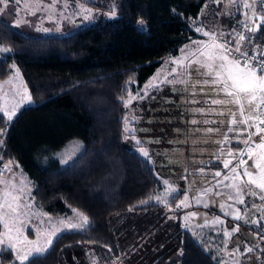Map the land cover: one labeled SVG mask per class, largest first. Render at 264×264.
Wrapping results in <instances>:
<instances>
[{
	"label": "trees",
	"instance_id": "16d2710c",
	"mask_svg": "<svg viewBox=\"0 0 264 264\" xmlns=\"http://www.w3.org/2000/svg\"><path fill=\"white\" fill-rule=\"evenodd\" d=\"M213 1L118 0L116 18L65 36L29 37L0 20V45L12 52L0 58V81L8 78L14 63L33 101L10 124L0 113L1 162L20 165L35 187L33 198L48 214L61 216L73 209L89 220L84 231L62 233L45 254L24 264H83L86 259L100 263L117 258L123 251L127 218L141 215L134 231L155 219L161 205L154 197L161 184L149 160L125 141L127 105L121 99L128 83L134 82L136 90L143 87L168 56L197 35L190 25L200 24L219 39H233L241 14L230 0L219 8ZM254 27L247 49L264 57V23L260 20ZM197 80L196 76L187 79L193 87L188 101L176 104L183 109L178 124L168 125L169 130L164 127L162 139H146L151 146L162 142V148H154L163 158L158 166L172 176L179 173L168 167L174 162L180 169H217L226 150L232 154L239 146L226 143L230 138L223 128L232 104L213 103L229 97L217 99L213 86L194 87ZM172 86L170 95L176 93L184 101L185 91ZM170 98L164 97L165 105ZM168 134L173 139L166 138ZM72 141L80 143L79 151L72 163L63 165L54 155ZM183 195L178 191L165 204L174 206ZM168 240L172 245L166 252L159 240L163 257L181 251L168 264H220L179 222ZM13 260L8 251L0 254L1 264Z\"/></svg>",
	"mask_w": 264,
	"mask_h": 264
},
{
	"label": "rangeland",
	"instance_id": "374dc122",
	"mask_svg": "<svg viewBox=\"0 0 264 264\" xmlns=\"http://www.w3.org/2000/svg\"><path fill=\"white\" fill-rule=\"evenodd\" d=\"M226 1L214 0L213 3L219 8V5ZM230 3L236 10L239 0H230ZM256 10L257 8L251 5L245 11L252 13L257 12ZM118 11V0H19V2L9 0L7 6L0 4V20L29 37L65 36L88 24L116 18ZM255 17L242 16L250 24L256 23ZM193 25L189 28L199 36L196 35L197 37L194 36L182 43L176 53L165 59L162 66L143 87L136 90L134 82L128 83L124 98L121 99V102L127 105L125 110L127 119L124 122L125 141L130 148L154 166L161 184V189L156 193L154 200L161 205V209L154 220L143 224L137 231L132 228L141 219V215L131 214L127 218L128 229L124 235L125 241L121 247L123 251L119 257L100 263L80 259L83 264H168L181 255V251H175L163 257L168 247L172 245L168 237L172 235L173 226L178 222L202 247L208 251L212 248L213 257L220 264H264V199L260 198L264 196V191L250 183L247 176L237 178L231 171L234 166L239 165L241 159H244L246 163L239 165L237 171L242 174L247 169L254 175L259 174L255 162L264 151L256 147L264 140L262 132L257 134L256 125L259 124V120H249L248 126L241 123L239 105L232 103L231 109H234L235 119L239 121L238 135H235L233 140L239 143V146L234 148L230 157H223L220 160L217 169L208 170L200 176L199 188L196 185L187 188L188 182L185 180L187 172L177 168V165L172 166L175 172H179L176 176L170 175L169 170L161 169L158 165L162 163L163 158L158 155V151H154V148H162V142L151 146L146 141L151 136L162 139L164 127L167 129L168 125L178 124L176 122L183 109L179 110L177 105L188 101L187 96L193 88L192 84L186 82L188 78L196 76L199 79L193 83L194 87L213 86V95L217 99L228 98L226 93L218 88L219 84L205 83L215 79V68L221 61L209 60L200 54L201 51L221 52L219 48L211 47L220 44L214 39L218 36L215 37L208 30H204L200 24ZM0 48L5 47L0 45ZM11 53V50L0 51V58L4 59ZM228 56L230 59L234 58L231 54ZM208 65L212 67L211 72ZM198 70L203 72L199 73ZM9 71L8 78L0 81V113L7 124H10L23 108L33 106L21 72L14 63L10 65ZM172 85L176 88L181 87V91H185L184 101L182 96L175 95L176 93L170 95L173 90ZM166 96L172 97L168 105L164 104ZM134 101L137 103L131 104ZM244 104L245 109L250 107L247 101ZM13 108L15 114L9 119L5 111L11 112ZM251 115L256 116V113ZM166 119L168 124L165 123ZM133 122L136 125L131 124ZM250 133L251 139L248 140ZM254 135L256 138L253 139ZM229 141L233 143L231 139ZM249 146L253 149L251 158L249 155L241 157L240 153L247 152ZM79 148V142H69L54 155V158L63 165H69ZM225 161H231L228 167H225ZM217 172L220 173L219 176L215 175ZM237 185L241 189L239 197ZM200 188L202 191L199 192ZM34 189L32 181L20 165L15 162L3 163V170L0 172V215L5 217L9 228L6 229L3 226L4 221H0V240L3 241L0 243V254L4 251L12 254L14 260L9 264H21L18 256L24 253H29L27 260L43 255L62 233L82 232L89 224V220L84 224L78 216L79 212L73 209L61 216L48 214L33 198ZM178 191L184 193L181 200L174 206L165 204L166 200ZM238 199H243L244 202L238 203ZM9 204L16 209L15 212L8 208ZM237 215L240 216L239 219H236ZM69 224L81 226L72 228ZM147 225L150 226L148 229H146ZM237 227L238 230L234 231ZM147 230L149 231L146 232ZM143 233L144 235L141 236ZM210 233H212L211 238H207ZM49 238L50 244L47 243ZM159 240L165 246L160 244ZM37 242L45 249L39 254L34 251ZM216 242H219L218 245H215ZM162 246L165 247V252ZM27 260H24L23 264Z\"/></svg>",
	"mask_w": 264,
	"mask_h": 264
},
{
	"label": "snow or ice",
	"instance_id": "6c2138e0",
	"mask_svg": "<svg viewBox=\"0 0 264 264\" xmlns=\"http://www.w3.org/2000/svg\"><path fill=\"white\" fill-rule=\"evenodd\" d=\"M9 0H0V4H4L7 6ZM19 2V0H17ZM245 8L250 7L249 4H244ZM261 23H264V17H261ZM208 35V33H205ZM246 39L243 35L239 36V40ZM206 47H208L206 45ZM212 48H219L221 52H203L201 51V55L206 56L209 60H220L221 63L216 66L215 68V79L212 81H205L206 84H220L222 85V91L226 93L228 97H231L230 100L227 101H220L214 100L213 103L221 104V103H235L239 105V111L243 119L240 121L241 123L247 124L251 119L259 120V124H264V113H260L261 106H264V61L251 63L250 58L245 59L243 61L237 58H229L227 55L228 49L224 47L222 44H214L211 46ZM0 51H10V49L0 48ZM235 51L240 52V48L237 47ZM243 56H247V53H241ZM210 72L212 71L211 65H208ZM30 99V97H29ZM247 101L248 105L250 106L248 109H245L244 102ZM247 113V115H246ZM251 113H257L256 116H252ZM15 114V109L13 108L11 112L5 111V115L9 116V119ZM223 114V113H221ZM237 121L235 119V113H233V120L232 123L235 124ZM196 123V121H193ZM259 124L256 125L257 132H264V128H260ZM209 131H213L209 129ZM251 133L248 136V140L251 139ZM247 143V140L245 141ZM257 148L264 150V140L261 143L256 145ZM253 153V149L249 146L247 152H241L240 155L243 157L244 155H249ZM147 156V153H144ZM231 155V153H229ZM251 158V156H250ZM231 161H225V167H228ZM246 161L241 159L239 161V165L245 164ZM239 165L234 166L231 171L235 174L237 178H242V176H247L249 178V182L255 184L258 188L264 191V151H262L261 155L258 157L257 161L255 162V167L259 170L258 175H254L253 173L249 172L247 169L243 171L241 174L237 171ZM215 175L219 176L220 173L217 172ZM247 186V185H245ZM237 196L239 197L241 194V189L237 185ZM254 194V193H253ZM264 199V196L260 197ZM238 203H243V199H238ZM8 208L11 211L15 212L16 209L12 207L11 204L8 205ZM75 211V210H74ZM78 216L81 217L84 224L88 223V217L84 216L82 213H78ZM240 216L237 215L236 219H239ZM0 221H4V227L6 229L9 228L8 222L5 220L3 215H0ZM79 224H69V227L76 228L80 227ZM235 230H238V227ZM229 233H226V235ZM11 239V237H9ZM0 243H3L0 240ZM31 243V242H30ZM47 243H51V239L47 240ZM34 251L36 254H39L45 251L39 243L34 245ZM251 251V249H249ZM29 253H24L23 255L18 256V259L21 260V264H23L24 260H27Z\"/></svg>",
	"mask_w": 264,
	"mask_h": 264
},
{
	"label": "crops",
	"instance_id": "0c3cea01",
	"mask_svg": "<svg viewBox=\"0 0 264 264\" xmlns=\"http://www.w3.org/2000/svg\"><path fill=\"white\" fill-rule=\"evenodd\" d=\"M244 4H247L246 2H244L243 0H239V5L237 6V9H238V12H239V14H241V18H242V16H247V17H251V16H256L255 18H256V23L255 22H253L254 23V25L253 24H251L252 26H255L257 23H258V20H261V17H264V13L263 14H260V13H257V12H254V14H253V12L252 13H249V12H246L245 10L247 9V8H245L244 7ZM251 7V6H250ZM255 7V6H254ZM249 8V7H248ZM264 12V11H263ZM240 18V19H241ZM244 19V18H243ZM254 29H255V27H254ZM196 36V35H195ZM197 36H199V34H197ZM196 36V37H197ZM210 39L212 38V37H209ZM213 39V38H212ZM229 55V54H228ZM233 57V56H232ZM235 58V57H234ZM195 73V72H194ZM173 91V90H172ZM231 98H229L228 100H230ZM230 105L232 104V103H229ZM229 109V110H228ZM228 109H226L225 110V112L228 110V119H227V121H226V123L224 124V132L227 134V136H228V139L230 138L232 141H233V143H230V141H227L226 143L227 144H234L235 143V141L233 140V137L235 136V135H238V132H237V130H238V127H239V121L237 122V123H235V124H233L232 123V118H233V108L231 109V107H229ZM247 115V114H246ZM256 115H257V113H256ZM243 119V117L241 116V114H240V120H242ZM247 126H248V123H247ZM165 130H169V128H167V129H165ZM257 134H258V132H257ZM262 134V133H261ZM166 138H170V139H173V135L172 134H168V136H165ZM254 138H256V136L254 135L253 136V139ZM171 142V145H174L173 144V140H171L170 141ZM153 145H155V143H153ZM170 145V146H171ZM171 147H173V146H171ZM174 149H176L175 148V146L173 147ZM169 149H166L165 150V152L164 153H166L167 155H171L170 154V152L168 151ZM227 152H226V157H230L231 155H229V153H228V149L226 150ZM230 151V150H229ZM177 163V162H176ZM175 162H174V165L176 166L177 164H176ZM169 168L171 167V171L173 172V171H175V170H173V168H172V166L170 165V166H168ZM211 169H214V168H203V167H195V168H193V169H191V170H189V169H187V168H184V167H181V170H183V171H186L187 172V175H186V178H185V180L188 182V184H186V186H187V188H191V185H196L198 188H199V181H200V176L204 173V172H206V171H208V170H211ZM191 171V172H190ZM196 188V187H195ZM200 191H202V189L200 188V190H199V192ZM212 235V233H210L208 236L209 237H207V238H211L210 236ZM218 243L219 242H216V244L215 245H218ZM205 249V248H204ZM206 250V249H205ZM208 251V250H207ZM209 252L213 255L214 253H212V252H214L213 250H212V248H209ZM253 252V251H252ZM251 253V252H250ZM214 256V255H213ZM252 257H253V255H251ZM214 258V257H213Z\"/></svg>",
	"mask_w": 264,
	"mask_h": 264
},
{
	"label": "built area",
	"instance_id": "2783aa9c",
	"mask_svg": "<svg viewBox=\"0 0 264 264\" xmlns=\"http://www.w3.org/2000/svg\"><path fill=\"white\" fill-rule=\"evenodd\" d=\"M250 6H255L258 7L259 9L263 10L264 9V0H243ZM238 29L233 35V39H219V38H214L215 41H218L220 44L224 45L226 49H228V54L232 55L233 57L243 61L245 59L250 58L251 63H257L264 61V57L259 55V53L256 50H249L247 49V41L252 35V32L254 30V26H252L248 20L241 18L240 21L238 22ZM243 35L246 39L244 40H239V36ZM239 47L240 52L235 51V49ZM241 53H247V56L241 55ZM260 113H264V106H261ZM260 128H264V124H259ZM264 134V132H262ZM1 155V154H0ZM3 170V163L1 162L0 158V172Z\"/></svg>",
	"mask_w": 264,
	"mask_h": 264
}]
</instances>
